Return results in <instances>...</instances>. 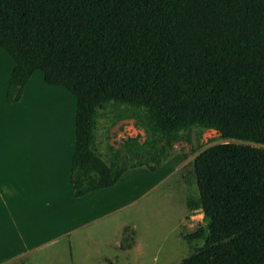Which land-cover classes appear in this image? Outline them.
<instances>
[{"label":"trees","instance_id":"obj_1","mask_svg":"<svg viewBox=\"0 0 264 264\" xmlns=\"http://www.w3.org/2000/svg\"><path fill=\"white\" fill-rule=\"evenodd\" d=\"M0 49L15 62L9 103L36 71L76 97L77 198L130 168L96 147L111 103L144 114L152 150L132 168L159 170L184 130H216L224 142L196 156L187 201L205 225L186 240L204 242L180 264H264V0H0Z\"/></svg>","mask_w":264,"mask_h":264},{"label":"rangeland","instance_id":"obj_2","mask_svg":"<svg viewBox=\"0 0 264 264\" xmlns=\"http://www.w3.org/2000/svg\"><path fill=\"white\" fill-rule=\"evenodd\" d=\"M10 60L14 62L0 49V75L11 68ZM43 76L42 71L34 73L33 83L39 79L43 87L31 85L16 109L6 102L0 80V146L7 145L9 160L20 156L18 149L27 143L58 156L74 145L77 99L64 87L46 84ZM143 118V111L115 103L100 111L97 149L109 161L110 146L119 154L120 165L130 166L114 189L77 198L68 182L55 197L37 196L35 165L30 174L3 188L0 264H180L203 245V240H186L205 225L202 209L187 206L188 199L200 194L194 160L224 140L216 130L192 127L165 148L159 170L132 168L152 150L142 146L148 137ZM124 236L127 241L121 246Z\"/></svg>","mask_w":264,"mask_h":264},{"label":"crops","instance_id":"obj_3","mask_svg":"<svg viewBox=\"0 0 264 264\" xmlns=\"http://www.w3.org/2000/svg\"><path fill=\"white\" fill-rule=\"evenodd\" d=\"M14 66H15V62L11 61V68L10 69L7 66V67H5L4 71L1 70L4 73V78L2 75L3 73H1L0 80H2V82H4L3 85L5 86L4 87L5 95H7V90H8L9 81H10V75H11V72H12ZM33 76H34V74H33ZM33 76L31 77L30 81L26 85L23 98L20 102L9 103L7 101V98H6V102L8 104L13 105L14 109L20 107L24 103V101H25V99H26V97H27V95H28V93L32 87L31 85H33V86L39 85L40 87H43V84H42L41 80H39V79L35 83H33ZM43 81H44V76H43ZM111 143L113 144V142H111ZM28 144L29 143H27L23 147L20 146V149H18V151H20L21 155L13 158L12 160L7 159V152H8V151H6L7 145L3 144L2 146H0V192L1 193L3 192V188H5L7 186V184L12 185V182L14 180L24 178L25 175H27L26 174L27 172H28V174H30L31 173L30 172L31 170L29 169L30 166L35 165L36 171L39 173V175H37V181H38L37 196L43 195V196H47V197H49V196L55 197L57 194L58 188L60 189L61 187H63L65 183L66 184H68V182L70 183L72 158H73L74 148H75V136H74V145H72V143H71L70 150L69 149L67 150L68 153L63 154V152L61 151L59 153L60 154L59 156L57 155V152L53 151L51 153V150H49V149H48V152H45V148L44 147H43V149L39 148L38 144H36V145H33L32 143H30L29 145ZM9 147L11 148V146H9ZM13 149H17V148L13 147ZM109 149L111 150V152L114 153L113 148H111L109 146ZM99 153L102 155V151H99ZM113 153L111 154V156L113 155ZM46 156H47V158H46ZM102 157H103V155H102ZM8 158H10V157H8ZM42 174H43V178H41ZM70 185L71 186L69 187V189L71 187L73 188V185L71 183H70ZM116 186L109 188V189H114ZM8 188H9V186H8ZM103 190H106V189H103ZM98 191H102V190H98ZM98 191L89 193V194L85 195L84 197L91 195L93 193H97ZM69 192L71 193V189L69 190ZM73 193H74V189H73ZM2 196H3V193H2ZM34 197H36V196H34ZM84 197H81V198H84ZM3 200H4V197H3L2 201L0 202V204L3 202ZM8 204H9V202L7 201V205Z\"/></svg>","mask_w":264,"mask_h":264}]
</instances>
